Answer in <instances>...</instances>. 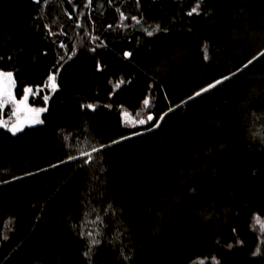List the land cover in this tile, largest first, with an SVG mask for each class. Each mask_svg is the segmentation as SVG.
<instances>
[{"label": "trees", "instance_id": "trees-1", "mask_svg": "<svg viewBox=\"0 0 264 264\" xmlns=\"http://www.w3.org/2000/svg\"><path fill=\"white\" fill-rule=\"evenodd\" d=\"M263 51L264 0H0L17 90L59 69L44 122L0 128V264H264Z\"/></svg>", "mask_w": 264, "mask_h": 264}, {"label": "snow or ice", "instance_id": "snow-or-ice-1", "mask_svg": "<svg viewBox=\"0 0 264 264\" xmlns=\"http://www.w3.org/2000/svg\"><path fill=\"white\" fill-rule=\"evenodd\" d=\"M36 3H40L41 0H35ZM44 2L46 3L47 0H44ZM199 10V3H197L194 7H192V9L188 12V15L191 16L193 14H199L198 13ZM122 18L123 17L122 15ZM135 19V18H133ZM137 23H139V21H137ZM156 30H159V26H156ZM147 34L149 36L153 35V31H148ZM61 47H64L63 44H61ZM94 50V49H93ZM125 57H128L131 55V53L125 52L124 53ZM261 55H264V53H261ZM258 57H253L252 60L248 61V64H251L253 62V60L257 59ZM63 59V57L61 58ZM205 59H208L207 56V52L205 51ZM244 67H247V64L244 65ZM58 70L57 72L49 75L48 77V85L51 87L52 90H55L57 88V83H56V79H57V75H58ZM224 79H228V77H225ZM222 81L221 80H217L215 81V83L208 85L207 88H203L201 90V92H197L195 93V95H201L202 92H206L209 89L215 87L217 84H220ZM123 81H120L118 84L115 85L116 88L120 87V84H122ZM14 84V79H13V73L12 72H2L0 71V107H3L4 105H6L7 103L11 102L13 104H16L17 107L16 109L13 111L12 115H17V113L19 111H21V106L23 108V110L27 113H31L32 115L30 116H26L24 120H21L19 118V116H17V119L14 122L8 123L5 121H0V127L5 128L7 131L11 132L13 135H16L19 132H22L25 124L31 126V125H35V124H41L43 123V121L39 118L40 113L46 111V108H28L27 107V100H28V95L29 93H31L33 90L31 88H25L24 89V98L23 100L20 101H16L15 98L12 96L11 90H10V86ZM192 97H190L189 99H191ZM44 101L47 102V100L49 99L48 96H44L43 97ZM150 105V100L148 98H145L143 100V106L145 109H147ZM87 108L89 109H94V105L92 104H88L86 105ZM173 109L169 108V111H172ZM125 117V123L129 124L131 126H136V125H145L148 123L153 122L154 120L156 121V123L152 124V128H156L159 127V122L162 121L164 119V115H167V113H165L164 115H161L159 118L154 117L152 114H148L146 117L141 116L140 113H137V117H139L138 119H133L130 117V115L125 112L124 114ZM152 128L148 129V130H152ZM139 133H133V135H138ZM95 150V149H94ZM89 159H91V157H89ZM257 222L259 223V220H257ZM262 227H264V225H262ZM89 236H91V233L88 234ZM7 237H5L6 239ZM93 244L97 243V241L93 240L92 241ZM229 247H231V245H229ZM259 248L256 250V252L254 254H258L259 253ZM200 264H203V261L200 262ZM218 264V262H217Z\"/></svg>", "mask_w": 264, "mask_h": 264}, {"label": "rangeland", "instance_id": "rangeland-1", "mask_svg": "<svg viewBox=\"0 0 264 264\" xmlns=\"http://www.w3.org/2000/svg\"><path fill=\"white\" fill-rule=\"evenodd\" d=\"M0 71L2 72H12L13 73V79H14V84H12L10 86V90H11V93H12V96L15 98V100L18 102L20 100H23L24 98V91L23 92H19L17 90V82H16V78H15V74L13 71H10V70H4V69H1L0 68ZM57 79H58V75H57ZM56 79V83L58 82V80ZM47 87L49 88V91L50 93L52 92V89L51 87L48 85V82L47 84H45L44 86H27L26 88H31L33 91L31 93H29L28 95V100H27V107L28 108H46V105L45 104H34L32 103L31 101L34 99V98H38L40 97L39 96V93L41 91H44L45 93V90H47ZM49 97V94L47 95ZM32 99V100H31ZM44 100V99H42ZM49 100V99H48ZM47 100V101H48ZM17 105L16 104H13L11 102L7 103L6 105H4L3 107H0V121H5V122H8V123H11V122H14L16 119H17V116H19V118L21 120H24L26 116H30L32 115L31 113H27L23 110L22 106H21V111H19L17 113V115H12L13 111L16 109ZM144 110V109H143ZM43 113H40V116L39 118L43 121ZM135 119V118H133ZM37 125V124H35ZM29 126L27 124H25V127L24 129ZM1 128V127H0Z\"/></svg>", "mask_w": 264, "mask_h": 264}, {"label": "bare ground", "instance_id": "bare-ground-1", "mask_svg": "<svg viewBox=\"0 0 264 264\" xmlns=\"http://www.w3.org/2000/svg\"><path fill=\"white\" fill-rule=\"evenodd\" d=\"M121 23H124L123 21H121ZM79 48V46H77V48L74 50V52L72 53V55L71 56H69L68 57V59H67V61L68 60H70L72 57H73V54L76 52V50ZM262 53H264V51L262 52ZM261 55V53L259 54V55H257L258 57ZM254 61V60H253ZM247 65H249V64H247ZM244 67H242V69H243ZM59 70V69H58ZM53 73H55V71H53V70H51L50 71V74L49 75H51V74H53ZM49 75L47 76V78H46V80H45V84H47V82H48V77H49ZM223 79H221V81H222ZM44 84V85H45ZM43 85V86H44ZM59 87V83L57 82V88ZM56 88V89H57ZM207 88V87H206ZM55 89V90H56ZM116 89L117 88H114V91L113 92H115L116 91ZM55 90H52V92H54ZM198 92H201V90L200 91H198ZM195 93H197V92H195ZM195 93L193 94V95H191L190 97H192L191 99H193V98H195L197 95H195ZM203 93V92H202ZM50 95L51 93H50V91H49V88L47 87V90H45V95ZM113 95V93L111 94V96ZM190 97H188L187 98V100H185V101H182L181 103H178V104H176V105H174L173 107H171V109H173V110H175V109H177V108H179L181 105H183L184 104V102H187V101H189L190 99ZM32 102V101H31ZM32 103H34V104H40V102L39 101H37V102H32ZM125 108V107H124ZM172 110V111H173ZM124 112H127L129 115H130V117L131 118H134L133 116H135L136 114H134L133 112H130V111H128V110H125ZM171 111H169V109L167 110V112H165V113H170ZM164 113V114H165ZM140 114H141V116H144V117H146L148 114H152L154 117H155V115L150 111V110H143L142 112H140ZM163 114V115H164ZM165 116L166 115H164V118H165ZM139 117H137V119H138ZM163 121V120H162ZM162 121H160L159 122V125L162 123ZM43 122H44V119H43ZM155 122L153 121V122H151V123H148V124H146L148 127H146L145 129H141L140 131H138L139 132V134L138 135H140V133H144V132H147V131H152V130H154V129H156V128H152V124H154ZM42 124V123H41ZM37 125H40V124H37ZM128 125V127H130V128H133V126H131V125H129V124H127ZM31 126H33V125H31ZM150 128H152V130H148V129H150ZM138 132H134V131H130L129 133H128V135L126 134V136H123V137H120V138H118V139H116V140H113V141H109L108 143H105V144H102V145H99V147H97V148H95V150L94 149H92L91 151H84V152H82V153H80V154H78L77 156H74V157H69V158H64V159H61L60 161H58V162H56V163H53V164H51V165H49V167H47V168H53V167H55V166H57V165H59V164H63V163H67V162H70V161H76V160H78V158H82V157H88L91 153H93L94 151H96V150H101V148H104L105 146H107V145H110V144H115V143H118V142H121V141H124V140H126V139H128V138H132V137H134V136H137V135H133V133H138ZM101 146V147H100ZM87 163L89 162V161H86ZM44 170H47V169H44ZM40 171V170H39ZM36 172H38V171H36ZM257 220L258 219H256V220H254V224H256V223H258L257 222ZM259 222H261V224L262 225H264V220H262V221H259Z\"/></svg>", "mask_w": 264, "mask_h": 264}, {"label": "water", "instance_id": "water-1", "mask_svg": "<svg viewBox=\"0 0 264 264\" xmlns=\"http://www.w3.org/2000/svg\"><path fill=\"white\" fill-rule=\"evenodd\" d=\"M155 121V120H154Z\"/></svg>", "mask_w": 264, "mask_h": 264}]
</instances>
